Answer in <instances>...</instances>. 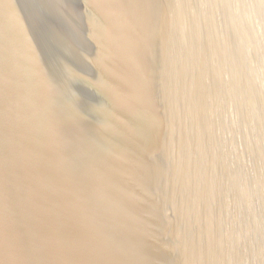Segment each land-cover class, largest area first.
I'll return each instance as SVG.
<instances>
[{
  "label": "water",
  "instance_id": "water-1",
  "mask_svg": "<svg viewBox=\"0 0 264 264\" xmlns=\"http://www.w3.org/2000/svg\"><path fill=\"white\" fill-rule=\"evenodd\" d=\"M0 264H264V0H0Z\"/></svg>",
  "mask_w": 264,
  "mask_h": 264
}]
</instances>
